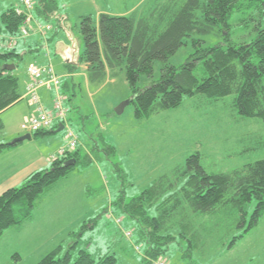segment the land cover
Returning <instances> with one entry per match:
<instances>
[{
	"label": "rangeland",
	"instance_id": "rangeland-1",
	"mask_svg": "<svg viewBox=\"0 0 264 264\" xmlns=\"http://www.w3.org/2000/svg\"><path fill=\"white\" fill-rule=\"evenodd\" d=\"M56 1L59 13L67 17L66 27L69 29L59 28L56 20L50 21L52 29L48 34L56 37L52 39L55 42L49 45L50 48L43 42L42 48L52 56L55 73L61 76L62 93L68 107L66 124L79 137L77 148L81 162L38 197L33 221L5 230L0 237V264H36L59 244L63 246L61 256L72 251V262L81 250H85L96 260L112 253L116 255L118 264H145L144 247L143 252H139L133 243L139 242L136 222L122 212L119 201L130 202L162 177L174 178L176 170L196 152L209 173L229 172L264 159V120L240 116L235 108V95L218 100L203 94L187 96L180 106L143 119L136 117L132 102L121 114L117 113L116 108L132 97L124 71L116 68L101 81L89 80L87 72H71L59 45L64 43L70 48L69 44L75 41L76 52H83L80 23L85 16L97 20L104 12L148 14L173 0ZM174 2L179 6L185 0ZM17 4L16 0H0L2 30V13ZM237 16L234 14L230 20L235 36L245 35L249 40L252 36L250 30L238 25ZM0 33L7 35L6 32ZM194 37L204 39L205 46L218 42L213 34H195ZM20 39L16 51L23 58L14 71L21 86L25 82L22 74H25L33 56L38 55L31 53L33 45L24 43L29 38ZM3 46L0 45L8 48L5 43ZM194 51L193 37H189L169 62L180 67ZM161 65L156 61L153 77L143 75L139 86L147 87L158 80ZM201 71L202 65L196 73L201 75ZM34 110L27 101L5 110L1 118L9 124L5 126L3 121L0 144L28 134L21 125L27 116L35 113ZM68 128L19 143L13 162L20 174L50 169L53 156H63L59 151L68 143ZM13 131L18 135L10 137ZM6 172L10 175L17 171ZM27 178L13 180L14 187L23 186ZM181 181L183 183L184 179ZM254 206L249 205L247 220ZM118 217L122 223L117 221ZM207 217H195V225L203 235L200 248L192 256L184 257V252L189 250V242L178 236L164 256L167 264H264V217L232 247L229 245L234 237L243 233V226L237 222L238 213L226 211ZM219 218L221 221L216 224L215 220ZM122 227L135 229L133 241L127 239ZM175 227L173 235L177 232Z\"/></svg>",
	"mask_w": 264,
	"mask_h": 264
},
{
	"label": "trees",
	"instance_id": "trees-1",
	"mask_svg": "<svg viewBox=\"0 0 264 264\" xmlns=\"http://www.w3.org/2000/svg\"><path fill=\"white\" fill-rule=\"evenodd\" d=\"M36 1V18L45 23L56 20L59 28L68 31L67 17L59 13L56 0ZM234 14L239 15L238 25L250 30L249 40L245 35L235 36L230 22ZM1 21L4 29L16 36L24 17L11 6L2 13ZM80 31L84 50L77 55L76 64L67 66L76 72L80 65H86L87 76L93 81L103 80L116 68L122 69L138 119L176 108L187 96L203 94L215 100L235 95V108L240 116L264 120V0H185L179 6L173 0L148 14L104 12L97 20L85 16ZM195 34H213L218 42L205 46V40L194 37ZM189 37H193L195 51L182 66L170 64L169 58ZM47 41L45 38L46 44ZM22 58L15 47H0V131L4 128L1 114L22 100L20 78L14 71ZM156 61L162 63L160 78L140 87L143 75L153 77ZM11 64L15 65L14 69H8ZM200 65L202 71L198 75L196 70ZM58 127L37 131L32 136L54 133ZM19 143L0 144V153ZM79 162L81 154L76 148L54 159L50 169L32 172L23 186L2 192L0 237L6 229L32 220L38 197ZM118 204L136 222L139 242L133 243L142 245V252L144 247L145 264L164 258L178 236L189 242L190 253L185 251L184 257L192 256L203 239L195 217L209 218L236 211L243 233L234 237L229 245L232 247L264 217V159L229 172L209 173L196 152L176 170L174 178L162 177L130 202L120 200ZM252 204L255 206L247 220L248 207ZM218 221L221 218L215 220L216 224ZM173 227L176 235L172 234ZM122 229L124 234L131 232L127 239L133 241L135 229ZM62 249V244L57 245L36 264H118L115 254L107 253L96 260L85 250L72 262V251L61 256Z\"/></svg>",
	"mask_w": 264,
	"mask_h": 264
},
{
	"label": "built area",
	"instance_id": "built-area-1",
	"mask_svg": "<svg viewBox=\"0 0 264 264\" xmlns=\"http://www.w3.org/2000/svg\"><path fill=\"white\" fill-rule=\"evenodd\" d=\"M17 6L15 11L18 15H23L24 21L19 29V37H29L34 32H40L44 38L46 34L52 29L50 23H45L38 20L34 14L38 5L36 0H16ZM46 44V42H44ZM16 45V41L12 40L9 47L13 48ZM47 45V44H46ZM29 81L27 84V97L30 104L35 108V113L26 118V121L22 123L21 127L27 133H35L37 131L48 130L64 124V129L68 128L66 120L68 117V109L65 105L66 96L62 93V79L55 73L52 64L46 66H40L32 63L27 67ZM41 87H47V89L53 91V104L51 108H47L41 101L38 90ZM68 143L59 151L60 155H65L68 151L75 150L78 147L79 137L75 132L68 128L66 132ZM58 158L57 155L53 156V159ZM120 222V220H117ZM126 237H130L132 234L129 231L125 232ZM135 249L142 252L140 245H135ZM151 264H167L164 258L153 260Z\"/></svg>",
	"mask_w": 264,
	"mask_h": 264
},
{
	"label": "crops",
	"instance_id": "crops-1",
	"mask_svg": "<svg viewBox=\"0 0 264 264\" xmlns=\"http://www.w3.org/2000/svg\"><path fill=\"white\" fill-rule=\"evenodd\" d=\"M17 5H15L16 7ZM38 20L42 21V22H45L43 21V19L41 18H37ZM4 28V27H3ZM0 31L2 32H6L7 35H3L0 33V40L3 39L0 43V45L3 46V44L5 43L6 44V47L8 45V48L9 47V42H11L12 40H15L16 41V45L14 46L15 48L18 46L19 42H20V38L19 35L15 36V35H12L10 33H8L5 29L2 30L0 28ZM54 36H51L49 35L48 33L46 34V39L48 40L47 41V46L50 48L49 45H51L52 43H54L55 41H53L52 39L56 38ZM28 40L29 41H25L24 43L25 44H29V45H33L31 48V53L33 55H38V56H33V59L32 61H30L29 64H32V63H35V64H38L40 66H46L48 64H52L53 66V63H52V56L51 55H47V51L42 48V43L44 42V36L40 33V32H34L32 33L29 37ZM59 45V44H57ZM4 47V46H3ZM33 47H35V49H32ZM59 48L62 49V52L61 54L63 55V60H65V57H67L66 54H69V52L67 51L68 48V45H65L64 43H61L59 45ZM58 48V50H59ZM5 49V48H4ZM33 51H36V52H33ZM23 53H26V51H24ZM50 53V52H49ZM66 62V61H65ZM69 63H67L68 65ZM71 64H74L71 62ZM76 64V63H75ZM28 67V66H27ZM54 67V66H53ZM84 69V70H82ZM77 71H83L84 73H86L87 71V66L86 65H80L79 66V69ZM76 71V72H77ZM70 74H74V73H70ZM24 77H25V82L23 85H21V92H22V100L17 102V103H20L22 101H27V104L28 106H32L30 104V101L26 95L27 93V84H28V81H29V75H28V71L26 69L25 71V74H22ZM60 76V75H59ZM61 77V76H60ZM38 93L40 95V98H41V101L42 103L44 104L45 107L47 108H51L52 107V104H53V91L52 90H49L47 89V87H41L39 90H38ZM15 105V104H14ZM13 105V106H14ZM33 107V106H32ZM67 107V106H66ZM34 108V107H33ZM35 109V108H34ZM68 109V107H67ZM28 117V116H27ZM26 117V118H27ZM25 118V119H26ZM4 121V120H3ZM5 123V126H7L9 124V122L6 123V121H4ZM18 135L16 131H13L11 132V135L10 137H14ZM33 138V137H32ZM23 142V141H22ZM21 143V142H20ZM17 146V145H16ZM16 146L8 149V150H5L4 152H1L0 153V194L2 192H4L5 190L9 189V188H13L14 186H16V184L13 183V180H21V179H25L28 175H30L31 173L27 174V173H23V174H20V171H18V169H16V165L14 164L15 162L14 161V154H16V149L17 148ZM14 165V166H13ZM6 170H8V173L9 172H13L14 171H17L15 173H12L10 175H7V172ZM19 175H20V178H19ZM3 177V178H2ZM17 183V182H16ZM35 218V216L32 218V220L30 221H33ZM3 236V235H2ZM1 239V238H0Z\"/></svg>",
	"mask_w": 264,
	"mask_h": 264
},
{
	"label": "water",
	"instance_id": "water-1",
	"mask_svg": "<svg viewBox=\"0 0 264 264\" xmlns=\"http://www.w3.org/2000/svg\"><path fill=\"white\" fill-rule=\"evenodd\" d=\"M74 48V47H73ZM77 48L75 47L74 48V59L70 60L68 59L67 57H65V61L66 63H77L78 62V57L76 56V50ZM15 68V65L14 64H11L8 66V69H14ZM131 100L132 99H129V100H126L124 102H122L117 108H116V112L121 114L123 111H124V108L131 103ZM64 130V124L63 123H60L59 127L56 129V132H60ZM33 136L31 133H28L22 137H19V138H16L14 141H12L11 143L14 144V143H17V142H22L24 140H27V139H31Z\"/></svg>",
	"mask_w": 264,
	"mask_h": 264
},
{
	"label": "flooded vegetation",
	"instance_id": "flooded-vegetation-1",
	"mask_svg": "<svg viewBox=\"0 0 264 264\" xmlns=\"http://www.w3.org/2000/svg\"><path fill=\"white\" fill-rule=\"evenodd\" d=\"M73 45V46H72ZM69 46H70V48L69 49H67V51L69 52V54H66L67 55V58L68 59H70V60H72V59H74V48H75V41L74 42H72V44L70 43L69 44ZM74 47V48H73ZM78 55V53L76 52V56Z\"/></svg>",
	"mask_w": 264,
	"mask_h": 264
}]
</instances>
